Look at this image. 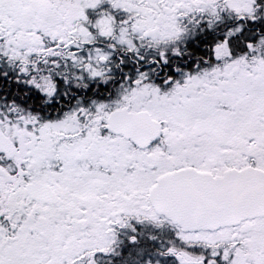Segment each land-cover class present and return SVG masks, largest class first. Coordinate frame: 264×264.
Listing matches in <instances>:
<instances>
[{
	"label": "snow or ice",
	"instance_id": "snow-or-ice-1",
	"mask_svg": "<svg viewBox=\"0 0 264 264\" xmlns=\"http://www.w3.org/2000/svg\"><path fill=\"white\" fill-rule=\"evenodd\" d=\"M0 264H264V0H0Z\"/></svg>",
	"mask_w": 264,
	"mask_h": 264
}]
</instances>
